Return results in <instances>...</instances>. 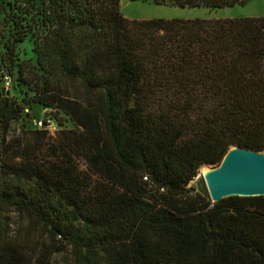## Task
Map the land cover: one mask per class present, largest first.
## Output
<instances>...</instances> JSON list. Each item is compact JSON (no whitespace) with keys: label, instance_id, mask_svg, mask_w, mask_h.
Wrapping results in <instances>:
<instances>
[{"label":"trees","instance_id":"trees-1","mask_svg":"<svg viewBox=\"0 0 264 264\" xmlns=\"http://www.w3.org/2000/svg\"><path fill=\"white\" fill-rule=\"evenodd\" d=\"M13 1L27 18L18 40L39 38L32 101L76 127L8 141L16 109L0 98V210L48 235L0 241V264L68 249L74 264H264V195L214 202L190 186L233 146L264 151V16L130 19L121 0H0V14ZM63 78L86 96L60 91Z\"/></svg>","mask_w":264,"mask_h":264},{"label":"rangeland","instance_id":"rangeland-1","mask_svg":"<svg viewBox=\"0 0 264 264\" xmlns=\"http://www.w3.org/2000/svg\"><path fill=\"white\" fill-rule=\"evenodd\" d=\"M22 6L18 2L7 5V9L0 14V98L10 99L11 106L16 109L8 132V141L21 138L28 129L48 128L53 135L64 128H74L76 124L64 111L45 106L32 101L36 94V79L45 73L40 61L37 45L39 38L32 32L27 33L24 40L19 41L20 32L26 27L27 18ZM122 12L130 19L152 18H235L247 16H264V0H244L232 7H180L176 5L155 4L151 0H121ZM12 74L13 86L4 87L3 74ZM60 91L71 97L84 98L86 96L79 81L61 79ZM20 111V112H19ZM64 123L61 125L57 119ZM47 120L50 124H46ZM2 124L0 122V159L2 155ZM211 166V165H209ZM82 167L88 168L83 161ZM213 167V166H211ZM190 186L211 198L204 176L201 173ZM48 239L47 232L35 221L20 215L18 211L0 210V241L20 243L27 241L30 245H38ZM51 264H74L71 250L56 253Z\"/></svg>","mask_w":264,"mask_h":264},{"label":"water","instance_id":"water-1","mask_svg":"<svg viewBox=\"0 0 264 264\" xmlns=\"http://www.w3.org/2000/svg\"><path fill=\"white\" fill-rule=\"evenodd\" d=\"M201 174L214 202L230 196L264 195V151L233 146L220 166L205 165Z\"/></svg>","mask_w":264,"mask_h":264},{"label":"built area","instance_id":"built-area-1","mask_svg":"<svg viewBox=\"0 0 264 264\" xmlns=\"http://www.w3.org/2000/svg\"><path fill=\"white\" fill-rule=\"evenodd\" d=\"M4 80H5L6 88L9 89L12 86V78H11V76L6 74L5 77H4Z\"/></svg>","mask_w":264,"mask_h":264},{"label":"bare ground","instance_id":"bare-ground-1","mask_svg":"<svg viewBox=\"0 0 264 264\" xmlns=\"http://www.w3.org/2000/svg\"><path fill=\"white\" fill-rule=\"evenodd\" d=\"M208 171H209V168L206 167V168L204 169V172L207 173ZM201 175L204 176V174H201Z\"/></svg>","mask_w":264,"mask_h":264}]
</instances>
